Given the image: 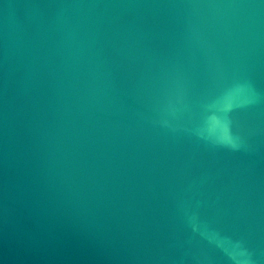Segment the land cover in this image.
Segmentation results:
<instances>
[{"label":"water","instance_id":"obj_1","mask_svg":"<svg viewBox=\"0 0 264 264\" xmlns=\"http://www.w3.org/2000/svg\"><path fill=\"white\" fill-rule=\"evenodd\" d=\"M242 251L264 264V0H0V264Z\"/></svg>","mask_w":264,"mask_h":264},{"label":"clouds","instance_id":"obj_2","mask_svg":"<svg viewBox=\"0 0 264 264\" xmlns=\"http://www.w3.org/2000/svg\"><path fill=\"white\" fill-rule=\"evenodd\" d=\"M210 125L211 128L214 130L216 127L213 124V118L210 117ZM224 128H226V134L222 132L221 135V142L224 143L225 146L231 147L233 149L239 148V144L232 138L230 134V130L227 124H224ZM189 223L192 227L193 232H198L203 236H206L209 240H213L216 237V233L213 231H210L206 226L201 225L195 217L189 218ZM242 256H245L246 259L244 261V264H249L250 261V254H248L246 251L241 252Z\"/></svg>","mask_w":264,"mask_h":264}]
</instances>
